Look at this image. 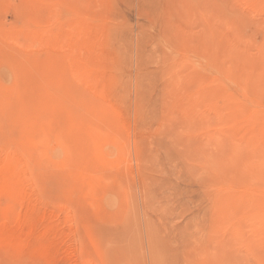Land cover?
<instances>
[{
	"label": "rangeland",
	"instance_id": "rangeland-1",
	"mask_svg": "<svg viewBox=\"0 0 264 264\" xmlns=\"http://www.w3.org/2000/svg\"><path fill=\"white\" fill-rule=\"evenodd\" d=\"M0 264H264V0H0Z\"/></svg>",
	"mask_w": 264,
	"mask_h": 264
}]
</instances>
